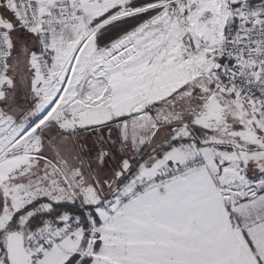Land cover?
Listing matches in <instances>:
<instances>
[{
  "label": "snow or ice",
  "instance_id": "1",
  "mask_svg": "<svg viewBox=\"0 0 264 264\" xmlns=\"http://www.w3.org/2000/svg\"><path fill=\"white\" fill-rule=\"evenodd\" d=\"M0 264H264V0H0Z\"/></svg>",
  "mask_w": 264,
  "mask_h": 264
}]
</instances>
